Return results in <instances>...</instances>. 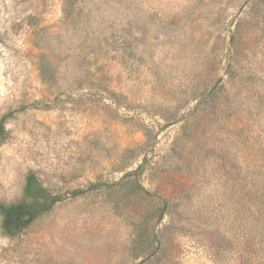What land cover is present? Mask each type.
<instances>
[{
	"label": "rangeland",
	"instance_id": "obj_1",
	"mask_svg": "<svg viewBox=\"0 0 264 264\" xmlns=\"http://www.w3.org/2000/svg\"><path fill=\"white\" fill-rule=\"evenodd\" d=\"M0 124V264H264V0H0Z\"/></svg>",
	"mask_w": 264,
	"mask_h": 264
},
{
	"label": "trees",
	"instance_id": "obj_2",
	"mask_svg": "<svg viewBox=\"0 0 264 264\" xmlns=\"http://www.w3.org/2000/svg\"><path fill=\"white\" fill-rule=\"evenodd\" d=\"M4 133V125L0 124V134ZM74 194L77 195L78 192ZM62 200L63 197L54 194L35 173H29L26 177L24 197L12 204L0 203L4 233L12 237L18 236Z\"/></svg>",
	"mask_w": 264,
	"mask_h": 264
}]
</instances>
